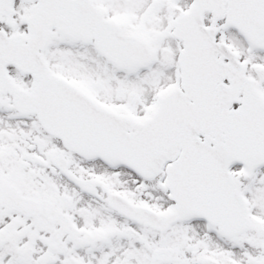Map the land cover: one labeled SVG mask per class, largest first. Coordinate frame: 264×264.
<instances>
[{
  "label": "snow or ice",
  "instance_id": "6c2138e0",
  "mask_svg": "<svg viewBox=\"0 0 264 264\" xmlns=\"http://www.w3.org/2000/svg\"><path fill=\"white\" fill-rule=\"evenodd\" d=\"M0 264H264V0H0Z\"/></svg>",
  "mask_w": 264,
  "mask_h": 264
}]
</instances>
